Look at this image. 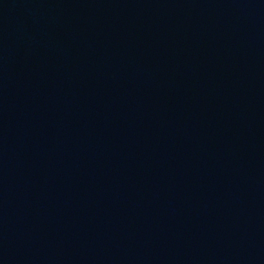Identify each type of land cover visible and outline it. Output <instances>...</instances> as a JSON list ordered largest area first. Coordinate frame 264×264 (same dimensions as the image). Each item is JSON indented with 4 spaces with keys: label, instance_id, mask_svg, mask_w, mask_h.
I'll return each mask as SVG.
<instances>
[{
    "label": "water",
    "instance_id": "95a60500",
    "mask_svg": "<svg viewBox=\"0 0 264 264\" xmlns=\"http://www.w3.org/2000/svg\"><path fill=\"white\" fill-rule=\"evenodd\" d=\"M0 264H264V0H0Z\"/></svg>",
    "mask_w": 264,
    "mask_h": 264
}]
</instances>
